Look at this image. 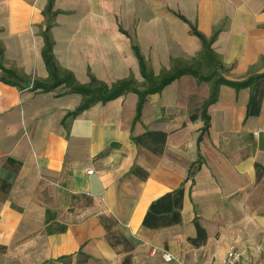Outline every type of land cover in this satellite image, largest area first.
<instances>
[{
  "label": "crops",
  "instance_id": "crops-1",
  "mask_svg": "<svg viewBox=\"0 0 264 264\" xmlns=\"http://www.w3.org/2000/svg\"><path fill=\"white\" fill-rule=\"evenodd\" d=\"M46 3L0 0L4 66L31 82L48 78ZM53 9L55 59L81 84L89 74L108 86L142 82L120 30L154 75L194 62L202 46L189 23L217 31L224 78L264 72V0H54ZM30 87L0 81V264H216L230 248L264 263V85L251 115V89L221 85L199 141L209 83L191 75L148 95L133 127L135 93L73 117L80 94ZM181 184L180 221L143 226L150 204Z\"/></svg>",
  "mask_w": 264,
  "mask_h": 264
},
{
  "label": "trees",
  "instance_id": "trees-1",
  "mask_svg": "<svg viewBox=\"0 0 264 264\" xmlns=\"http://www.w3.org/2000/svg\"><path fill=\"white\" fill-rule=\"evenodd\" d=\"M53 2L54 0H47L46 6L42 11L46 20V26L42 32L44 42L41 49V56L48 72V78L45 81L33 80L31 82L27 77L19 74L14 69L6 68L3 63L4 48L0 42L1 82L19 87L21 89L27 88L31 85L30 88L33 91L38 90L41 92H50L61 87L65 90L64 93L80 94L82 97L81 103L75 110L66 114V116L73 117L77 116L79 113L96 103L104 104L130 92L135 93L137 95V103L135 107V115L132 121L133 127V125L140 119L141 112L148 95L160 92L165 86L170 84L172 81L179 79L183 75H191L197 80V82L205 81L209 83V95L207 99L203 101L201 106L200 116L203 120V127L200 135L198 136V141L208 130L209 116L207 114V107L216 101L218 89L221 85L230 86L235 90L250 88L251 95L247 115L257 113L258 108L253 109V107H257L263 91L264 72L257 75H249L244 79L236 81L224 78L223 73L227 72V69L212 48V44L217 36V31L213 32L210 37H206L197 30L194 24L191 23H189L190 32L199 38L202 46L199 58L194 62L182 63L174 66L168 71L161 72L159 75H154L146 59L141 54L135 39L120 30L131 40V48L138 62L142 82H137L132 75H130L126 78L117 80L112 85L108 86L92 74H89V81L87 83H78L70 71L62 69L57 64L53 53L54 42L49 34V30L53 25L54 17L58 13L53 9ZM179 17L186 21L183 16L179 15ZM191 119H194V116H191ZM192 167L197 169L198 166L193 164L191 165V168ZM190 173L191 175L193 174L192 169ZM182 196L183 185L181 184L174 191L169 192L153 201L143 219V226L149 228H159L172 222H179ZM195 226L197 236H204L203 229L196 221Z\"/></svg>",
  "mask_w": 264,
  "mask_h": 264
},
{
  "label": "built area",
  "instance_id": "built-area-1",
  "mask_svg": "<svg viewBox=\"0 0 264 264\" xmlns=\"http://www.w3.org/2000/svg\"><path fill=\"white\" fill-rule=\"evenodd\" d=\"M89 173H91V170L89 171ZM161 257L165 261H170L172 259V257L166 253H162ZM216 264H245V263L242 259V254L238 250L234 248H230L226 252L224 257L221 258Z\"/></svg>",
  "mask_w": 264,
  "mask_h": 264
}]
</instances>
